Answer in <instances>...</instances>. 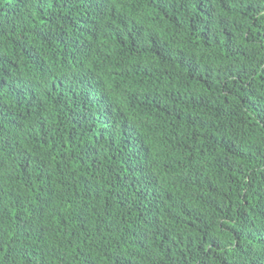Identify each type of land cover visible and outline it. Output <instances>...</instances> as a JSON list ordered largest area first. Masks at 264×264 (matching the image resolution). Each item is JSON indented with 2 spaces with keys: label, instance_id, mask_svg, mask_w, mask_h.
Returning a JSON list of instances; mask_svg holds the SVG:
<instances>
[{
  "label": "trees",
  "instance_id": "obj_1",
  "mask_svg": "<svg viewBox=\"0 0 264 264\" xmlns=\"http://www.w3.org/2000/svg\"><path fill=\"white\" fill-rule=\"evenodd\" d=\"M0 264H264V0H0Z\"/></svg>",
  "mask_w": 264,
  "mask_h": 264
}]
</instances>
